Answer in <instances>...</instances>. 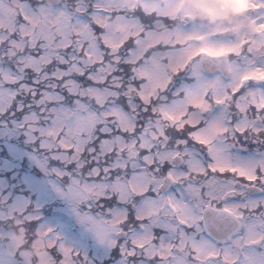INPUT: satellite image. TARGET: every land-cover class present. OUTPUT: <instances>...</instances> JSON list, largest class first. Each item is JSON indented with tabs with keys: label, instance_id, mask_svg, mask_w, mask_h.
I'll return each instance as SVG.
<instances>
[{
	"label": "snow or ice",
	"instance_id": "1",
	"mask_svg": "<svg viewBox=\"0 0 264 264\" xmlns=\"http://www.w3.org/2000/svg\"><path fill=\"white\" fill-rule=\"evenodd\" d=\"M109 2L116 0H97L86 21L87 0H74L71 11L59 0H0V264H31L33 255L39 264H264V0H251L244 17L255 21L251 26L215 32L197 31L194 15L181 20L182 0L163 7L119 0L171 24L139 14L110 24ZM6 14L43 26L5 30ZM77 26L88 46L78 41L75 51L61 54ZM110 28L123 33L118 43L102 34ZM77 53L90 63L81 67ZM73 73L126 89L127 107L113 102L102 113L115 129L105 124L97 131L87 105L67 107L42 86ZM85 91L119 97L108 88ZM37 134L58 140L63 151L43 158L51 145ZM73 163L89 176L114 177L118 203L152 195L132 210L104 197L100 207L112 217L106 227L90 206L81 210L85 197L67 169ZM50 173L69 181L58 186ZM28 205L34 210L23 214ZM26 241L30 252L22 250Z\"/></svg>",
	"mask_w": 264,
	"mask_h": 264
},
{
	"label": "clouds",
	"instance_id": "2",
	"mask_svg": "<svg viewBox=\"0 0 264 264\" xmlns=\"http://www.w3.org/2000/svg\"><path fill=\"white\" fill-rule=\"evenodd\" d=\"M26 3H33V0H24ZM74 0H59V4L61 7H63L64 3H68L69 10L72 9V4ZM97 0H87V3L89 5L87 14L83 16V19L87 21V15L92 12V5L95 4ZM169 0H151V3H154L158 7H163L165 4H167ZM182 3L184 5V12L182 13L180 19L183 20L185 17L189 15H194L195 18V29L197 31H203V32H215L220 29H223L224 31H227L229 26L235 25L239 26L240 24H248L251 26L253 23H255L254 20L251 19H245V14L247 13L249 9V5L251 3V0H182ZM239 4L241 7V12L236 13L234 11V8ZM35 6V5H33ZM105 6H109L113 9V11L110 14V20L109 23H115L116 18L118 16L121 17H132L134 15L139 14L141 17H143L145 20H151L152 22H155L157 19L162 20L166 24H171L173 21L167 20L163 17H158L155 11H150L148 15L144 14L143 9L137 8V13H133L129 11L127 8H122L119 5V0H116L115 3H107ZM119 9V10H117ZM90 23V21H89ZM4 29L7 30L9 27H15V30L17 33L20 31V27L23 26L25 30L27 31H39V29L43 26V21L36 22L34 24L32 23H26L22 20V18L18 16H12L11 18L8 17V15H5L4 21H3ZM49 26H53L51 24V20L49 21ZM79 31V26H77L76 30L73 31L70 40L72 41L71 47L69 49H61V54L64 53H70L72 51H75V49L79 45L82 47H87V42L83 39L82 36H78L77 32ZM103 35L107 36L112 43H118L119 40L122 38L123 33L120 31L115 30V28H110L108 30H103ZM59 39V38H58ZM25 41H27V37H25ZM97 45L99 49L105 53L103 59L104 60H110V56L108 55L109 49L105 47L104 41L97 39ZM77 55L81 56V59L84 60V65H81V67H85L90 62L87 60L86 57H83L82 54L77 53ZM123 55V53H121ZM70 63L63 66V70L68 71L70 68ZM95 66H92L91 68H86V71H94ZM68 80L74 81L77 85H79L78 88H74L72 85L66 86V82ZM2 82V81H0ZM46 85H54L55 87H47ZM45 90L48 92H55L58 95H61L64 97V100L62 103L66 105L67 107L75 109V104L71 103L72 101H79L80 103L87 105L88 108L94 112L97 115L98 123H97V131H99L100 128L104 127L105 124L109 128L115 129V124L112 121L111 118H108L106 121L102 113L106 112L109 107L113 104V102L120 104L123 107H127L128 103V97L125 95L126 89L125 88H113L110 86L109 83L105 82L103 84H95V83H89L85 80H81L80 77H78L75 73H73L71 76L61 78L60 80H49L45 82ZM94 87L98 89H105L108 88L112 92L119 93L118 98H114L111 95H104L100 98H97L95 96H90L85 89L87 87ZM5 87H14L11 85L5 84ZM72 88L74 92H76L75 95H70L69 89ZM80 91H84V95L81 96L78 93ZM163 95V93H160ZM132 102L137 105V107H142L140 101L138 98L132 94L131 96ZM170 102V101H169ZM7 103V97H5V106ZM154 104H160L163 103V101L154 100ZM58 105L51 104L49 107H57ZM83 114V113H82ZM45 115H51L50 113H45ZM130 116H133L132 112H129ZM71 123V121H69ZM40 126H44V120L41 118L39 121ZM38 139H43L47 142L48 145H51L50 148H46L44 151L40 152V155L43 158L50 157L51 154L61 152L63 151L59 146L58 140H53L51 137H39V134H37ZM66 140H68L69 143H72L73 145L76 143V139L73 137H64ZM69 157L75 155V151H69L66 153ZM49 164L51 166V161H49ZM67 169L72 173V179H75L79 181L78 185H74V187L79 188L82 191L83 196L85 197V203H82L80 205L81 210L87 211L89 209V206L91 207L92 214L97 217V219L101 222H105V226H109L106 222L111 221L112 217L107 214L106 207L101 208L100 204L104 203L107 205V201L104 200V197L111 196L113 202H117V206L121 209L126 210H132V205L135 204L139 206L141 204V201L148 198L152 193L145 191L143 196H131L127 203H118V194L116 192L112 191L111 184L113 182V178H109L106 176H89L87 174L88 169L80 168L77 169L75 164H68ZM51 181H53L58 186H64L68 183L69 177L67 176H57L55 173H50L47 177ZM93 185H107L108 187H93ZM85 186H87V191H84ZM21 195H27L26 193H20ZM34 209L32 205H28L24 209L23 214H27L29 212H32ZM23 251L30 252L31 247L25 242V247L22 249ZM31 264H39V261L35 255L31 257Z\"/></svg>",
	"mask_w": 264,
	"mask_h": 264
}]
</instances>
